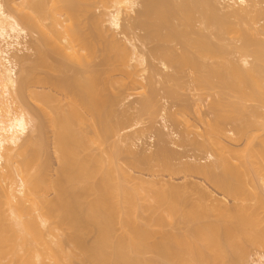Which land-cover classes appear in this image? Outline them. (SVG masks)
Here are the masks:
<instances>
[{
    "label": "bare ground",
    "instance_id": "1",
    "mask_svg": "<svg viewBox=\"0 0 264 264\" xmlns=\"http://www.w3.org/2000/svg\"><path fill=\"white\" fill-rule=\"evenodd\" d=\"M141 1L0 0V264H250L253 248L254 264H264V7L257 6L264 0H219L227 12L224 19L216 16L210 0ZM94 8L104 13L96 15ZM174 8L181 15L179 28L171 23ZM197 14L202 24L220 33L238 34L240 45L230 50L194 32L191 24ZM83 15L85 24L80 21ZM29 33H37L38 43L51 51L41 44L29 46ZM153 41L163 46L148 49ZM169 42L180 44L182 52L164 47ZM32 49L34 61L25 54ZM84 52H99L101 61L89 63ZM232 52L239 55L236 60L228 57ZM147 55L176 74L159 73ZM203 56L220 61L209 67L199 61ZM63 57L80 65L71 68ZM62 68L73 76L50 74ZM184 68L200 72V87L217 85L223 92L219 90L222 98L210 105L220 113L213 125H234L233 131H224L231 134L229 140L246 138L242 152L219 139L222 153L213 152L216 140L210 130L204 135L192 130L196 138L204 136L199 144L189 130L194 125L185 127L184 142L212 151L206 154L208 164L180 162L177 171L203 176L221 198L199 184L191 186L196 194L189 186L170 184L152 192L143 189L147 183L155 188V180L141 179L131 186L135 177L116 163L118 152L127 147L128 154L120 155L135 157L132 144L145 134L123 137V131L135 128L127 122L132 116L124 111L119 117L114 108L140 96L142 115L159 117L167 134L153 135L165 145L159 144L152 155L144 150L131 166L158 161L169 172L175 165L172 159L178 154L164 139L168 135L180 141L178 130L168 125L169 120L179 124V115L158 110L154 85L160 83L156 78H181ZM249 101L262 107H249ZM203 103L199 99V110ZM253 130L263 133L253 135ZM112 137L116 145L102 154L94 152L96 140L105 145ZM177 171L175 167L171 173ZM146 212L152 217L146 219ZM167 220L176 232L163 230Z\"/></svg>",
    "mask_w": 264,
    "mask_h": 264
},
{
    "label": "rangeland",
    "instance_id": "2",
    "mask_svg": "<svg viewBox=\"0 0 264 264\" xmlns=\"http://www.w3.org/2000/svg\"><path fill=\"white\" fill-rule=\"evenodd\" d=\"M139 1L142 2L141 0H139ZM164 1H169V0H164ZM210 1L213 2V3H215L214 5H216L217 11H218V12H216V14H217L216 16L219 15V16H221L220 18L224 19L223 17L225 15V18H226V14L225 13H227V12H225L226 10L223 9V6L220 4L219 0H210ZM257 6H258V8H263L264 7V4L257 5ZM139 9H142V7L140 8V6H139L137 10H139ZM177 10H175V8H174V11L173 12L175 13V17L173 16L174 18L172 19L171 23H173L174 25H176L179 28V26L182 25L181 24L182 21H180V19H181L180 16L181 15H179L177 13L178 12ZM93 13L96 14V15H101V14L104 13V10L102 8H97V9L94 8L93 9ZM197 15H198V17H200L199 14H197ZM198 17H197L196 20L192 21V24H191V26L193 27L194 32H197V33L200 32V34L207 36L215 44L227 45L230 50L234 46L235 47L236 46L238 47L240 45V43L237 42L238 34L230 33L232 31H230V32L229 31L228 32L226 31L224 33H220L217 30V28H215V27L214 28L208 27L207 25L202 24V22H203L202 18L200 17L198 19ZM232 20H234V19H232ZM80 21L83 22L84 24L87 23V20L85 19L84 15L80 17ZM231 22H233V21H231ZM124 23H125V21H124ZM124 23H123V25L125 26L126 24H124ZM235 23H236V21H235ZM163 24H164V22H163ZM105 27H108V23H106V26ZM181 29H183V28H181ZM137 33H139L140 36H143L145 34V32H143V31L140 32L139 30H137ZM218 34H219V40L217 38L218 37ZM193 36H195V35L194 34L193 35L191 34V37H193ZM119 37H121L122 39H124L123 38V35H121ZM38 38L39 37H38L37 33H34V34L33 33L32 34L29 33V36L27 37V40H28L27 42L29 43V46H31V45L33 47H35L36 45L40 46L39 44H41V43L40 42L38 43ZM262 39H264V38H262ZM136 43L144 51V49L140 46V43L139 42H136ZM159 45L160 46H163V44H161L160 41H153L148 46V49L149 48L158 47ZM41 46H42L43 49H46L47 51L48 50L51 51V48L52 47L50 48V46L43 45V44H41ZM165 46L168 47V48H174V49H176V51H178V53H181L182 52L181 51V45L180 44H177L176 42H174V43H170V42L169 43H165L164 44V47ZM33 47H31V48H33ZM190 49L192 51L193 50L195 51V48H193V47H190ZM25 54L26 55L30 54L28 56H30V60H32V61H34L36 59L35 49H32L30 51H27V53L25 52ZM83 54L87 56L86 60L89 63H91V64H98L101 61V56H100V53L99 52L97 54H94V55L92 53L88 55L85 52ZM228 57L230 59L233 58V59L236 60L239 57V55L238 54H234L232 52V54L230 56H228ZM147 58H148V63L154 65L153 67L156 68V70L159 73L163 72L162 74H165L167 72V74H170V75L171 74H176L172 70L164 71L163 68L161 67V65L159 64V62L153 60V58H150V56H148ZM203 58H204V56H203ZM62 59L64 60V62L69 63V65L71 64L70 65L71 68H72V66L73 67H77V65L79 64L78 62L75 61L74 58L68 59L66 57L65 58L63 57ZM199 61H201L205 65L211 67L213 65V62H215V61L217 62V61H220V60H218V59L217 60H215V59L214 60H211L209 57L208 58L205 57L204 59H201L200 58ZM22 67H23L22 65L21 66L19 65L18 66V69H17L18 70V73L20 72V75H21V72H22V69H23ZM209 67H207V68H209ZM66 70L67 69L64 70L62 68L61 69V72L53 71V72H50V74L53 75L55 78H58V77H60L62 75H63V77L65 75H67V77L73 76L72 75L73 73H70V72L67 73ZM204 70H207V69H204ZM62 71H65V72L62 73ZM201 72H203V71H201ZM199 73H200L199 71H196L194 69L184 68V70L182 72V75H181V78L180 77L178 78L180 80L177 79L175 81L173 80L174 82L173 81L170 82V81H167L166 76L163 79L156 78L157 81H160V83H158V85L157 84L154 85L155 86L154 90L156 91L155 94L157 95V96L156 95L155 96H156V101H157L156 103H158V105H157L158 110H160V112H161V110L163 108H166V111H168L169 113H172V114L174 113L176 116L178 114L180 116V117L179 116L177 117L178 120L176 121L179 124H176L174 121H170V120H169V123H168L170 129H172L173 131H177L178 130L177 133L179 135L178 138L180 137L179 138L180 141L183 140L182 135L184 134L183 136L185 137V135L188 133V130H187V133L186 134L184 133L186 131L185 127L190 126V122H191V124H193L194 126L196 125V128L199 129L197 131V129L194 126H192L190 128L188 127L189 130L191 129V131L193 130V131H196L197 133H200V134H203L204 135L205 132L208 133V131L210 130V133L211 134L210 133H208V134L210 136L212 135V137L214 136V139L216 140V142H215L216 145H214V147H216V148L213 147L214 148L213 152L215 151V152H219V153L221 152L222 153L220 147L217 145V142H218L217 140L218 139L219 140H223L225 144H227L229 146H232V148H235L237 151L240 150V152H242L241 150H243V148L246 146L245 144L247 143L245 141L246 138H242V140H238V141H236V140L235 141L229 140L227 138V136H231V134L230 133H227V135H226V132H224L225 130L226 131L227 130L230 131V129L232 130V127L234 125L233 126H230L232 124H230V125L229 124H227V125L224 124L225 128H227V129L222 128L224 126H222L220 129H218V128L215 127V125H213L214 124L213 122L217 118V115L219 116L220 113L218 111L219 109L217 110L216 108H213L210 105H212V103H215V102L217 103L219 101V99L222 98L221 97L222 95L221 96L219 95V90L220 89H217V85H215L214 87H216V88H213V89L212 88L210 89L211 86L208 87V89H204L203 86L200 87L198 85V83H197V78L199 76ZM204 73H205V71H204ZM210 78H212V77H210ZM209 80H211V79H209ZM213 80L216 81V78L213 77ZM176 81H178V82H176ZM177 84H178V86H177ZM173 91H175L174 92L175 94L173 93ZM170 92L172 94H169ZM220 92L223 93L221 90H220ZM129 93H131V92H129ZM133 93L135 94V92H133ZM137 93L138 92H136V94ZM229 95L231 96V94H229ZM176 96H178V97H176ZM232 96H231L230 99L231 100H235V96L233 94H232ZM135 97L132 98V99H130V100H128V101H125L123 103L120 102V104H118V106H116L114 108L119 113V114L117 113L118 116L119 115L122 116V112H124V111H125V113L128 112L129 113V114L127 113V116H129L128 118H130L132 116L131 117L132 122L131 121H127V122H129L128 125L129 126H135V128L137 127L136 130H135V128L133 129V127H132V129H127L128 131L125 130V132L123 131V133H121V134H123L122 135L123 137L125 135L127 136V134H129V136H130V134H131L130 137H133L134 136L136 138H137V135L138 134H145V135H142L143 137L141 135H138V137L141 136L142 139L140 141H136V142H134L135 141L134 140L133 141L134 142V145L132 144L131 149L136 153L137 156L135 155V157H139L140 155H142V153H145L144 150L145 151L147 150V152H146L147 155H152V154H155L157 152V150L160 148L159 144H161V145L164 144L162 140H159V137H154V136H158V135H156L157 132H163V133L167 134V131L163 127V125H164L163 124V121L159 117H156L154 119V118H151L150 117L151 115L150 116L149 115H146V113H145V115H142L143 112L140 111V105L139 104L137 105V102H138L137 100H140L141 98L139 99L140 96L137 97V98H135ZM232 98H234V99H232ZM199 99L205 100V104L204 103L202 104V107L200 108V110H199V107H198ZM31 103L33 105L34 102L31 101ZM53 104H55V103L53 102ZM258 104H257V102L256 103L255 102H250V101L249 102H246V105L249 106V107L254 106L255 108H257L256 106ZM258 106L262 107L260 104ZM210 107H212V108H210ZM257 109H260V108H257ZM210 110H211V112H210ZM216 111H218V112L216 113ZM260 112H262L264 114V108H261L260 109ZM125 113H123V114H125ZM181 115L184 116V119L185 120L187 119V117H189L188 120H190V121H189V124H187V126L186 125L184 126V124H186L187 122H185V120L181 117ZM185 116H186V118H185ZM199 118H202L203 121H200ZM254 119L255 118H253L252 121H254ZM260 120L262 122V119H260V117H259V120L258 121H260ZM137 122H138V125H137ZM181 122H182V124H180ZM256 122H257V120H256ZM257 123H259V122H257ZM128 125H127V127H128ZM175 129H177V130H175ZM134 130L136 132H134ZM193 131H192V134L195 137L196 132L194 134ZM255 131L254 130H253V132L251 131L253 133V135H262V133H263V132H258V131L255 132ZM251 132H250V134H251ZM135 133H136V135H135ZM180 133H182L181 136H180ZM132 134H133V136H132ZM192 134L191 135L189 134V136H190L189 139H192L193 138ZM49 135H50V141H49V143H50V146H51L52 145L51 134H49ZM196 136H197V138L195 137L196 140L195 139H193V140H195L197 142L198 139H199V144H200V142H202V139H203L204 136H198V135H196ZM134 137H133V139H135ZM173 137H169L168 135H165V139H164V141L168 144V145L166 144V146H168L169 148H171L170 150H172V151L174 150L175 152H177V153H174V154H178V156H176V157L179 158V160H177L178 158H176L174 156V158L172 159L174 161L170 160V161L173 162V164H171V165H174L175 164L176 166L175 165L172 166V169H170L169 172H168V169L166 170L164 167H163L164 169L161 168L162 167L161 166L162 164H158V161H154L157 164L152 163L151 166L150 165H139L137 167H134V166L132 167L130 163L135 158L134 155H130V154L128 156H126V155H123V156L120 155L121 152L124 154L127 151V148H128L127 147L128 144L126 146L127 148H124L123 145L120 144L122 146L120 150H122V148H124V150H123L124 152L123 151L118 152L119 153V156L121 158L118 157V159L119 158L120 159L117 160L116 163H118L119 166H121L124 169H126L128 172H130L135 177V180H133L131 182V186L132 185L135 186L136 184H138L137 182H140L141 179L142 180H145V181L146 180L147 181L155 180V182L156 181L159 182V184L155 188L150 187L148 185V183L143 185V189H145L147 191H150V192H152V191H154L156 189H161L162 188L161 186H163V184H170V185L181 186V187H183V186H189L188 188H190V189L193 186H195V184L196 185L199 184V185H201V187L202 186L203 187H206L207 190L211 191L214 195H216L217 197L221 198V192L218 191L217 188L215 189L212 184L208 183V181H205V178L204 179L202 178L203 176L201 177V175H196L195 173H193V174L192 173H189V172L188 173H185V172H183L181 170L180 171L178 170L179 172L177 171V169H179L178 163L180 164V162H190L191 164H193L194 162L196 163V160H197V162H199L201 164H208V161L206 160V154H207L208 150H211V149L209 147H208V149L207 148H201L199 145H196L195 142L194 143L193 142L190 143L189 140H187L186 142H184V140H183L184 144H182V142H180L177 138H175V137L173 138ZM199 137H202V138H199ZM207 137H208V135H206V138ZM133 139H131V140H133ZM116 140H115V137H112L108 141L109 143H107L105 145H100V143L98 142V140H96V142H94L92 144V147L94 149V152L96 154H102L103 151H105V150L107 151L108 148H111V146L113 147L114 145H116V143H115ZM204 140H203V142H204ZM174 141L175 142L177 141L176 144L178 142H180V144L178 143L177 145H174ZM171 142H173V144ZM254 142L256 144L257 143V140H255ZM125 145L126 144H124V146ZM179 145H180V147H178ZM161 147H163V146H161ZM148 148L151 149L150 152H149V149ZM125 149H126V151H125ZM50 154L52 156V161L54 163L55 162V159L53 158L54 156H53V153H52V149L51 148H50ZM104 156H106V155L104 154ZM205 161H207V162H205ZM158 165H160V166H158ZM148 166H149V168H148ZM177 166H178V168H177ZM175 167H176V171L177 172L176 173H174V172L171 173L173 171V168L175 169ZM217 173H220V172L217 171ZM137 187L139 188L140 186H137ZM190 189H189V191H190ZM192 191L194 192L195 190L191 189V192ZM194 193L196 194V192H194ZM194 193H193V195H195ZM192 198L194 199L195 197L192 196ZM227 201H228V203H231V199L230 198H228ZM151 215H152L151 212H146V213L143 214V216L146 219L152 217ZM165 216L167 217V214H165ZM143 221H145V220H143ZM143 221H141V222H143ZM170 221L169 220L166 221V223L164 224L163 230L165 232H167V233L176 232L177 231L176 230V227L174 229V225L172 226ZM177 228L179 229V227H177ZM153 229L154 230H157L158 228H153ZM117 234H121V230H118L117 231ZM92 240H93V236H90L87 239L88 242H91ZM66 248L68 249V246ZM260 251H263V250L260 249ZM251 252H252V255L253 256H252V260L250 261V264H254L253 261H256V259H257L256 255H255L256 254L255 252H257L256 248L251 249ZM152 256L153 255L150 254V253L146 255V257H148V258H150ZM72 264H79V263L78 262H73Z\"/></svg>",
    "mask_w": 264,
    "mask_h": 264
}]
</instances>
